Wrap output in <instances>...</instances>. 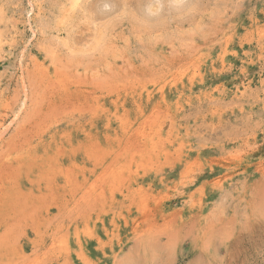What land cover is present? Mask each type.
I'll list each match as a JSON object with an SVG mask.
<instances>
[{"label": "rangeland", "instance_id": "374dc122", "mask_svg": "<svg viewBox=\"0 0 264 264\" xmlns=\"http://www.w3.org/2000/svg\"><path fill=\"white\" fill-rule=\"evenodd\" d=\"M0 264H264V0H0Z\"/></svg>", "mask_w": 264, "mask_h": 264}, {"label": "bare ground", "instance_id": "6f19581e", "mask_svg": "<svg viewBox=\"0 0 264 264\" xmlns=\"http://www.w3.org/2000/svg\"><path fill=\"white\" fill-rule=\"evenodd\" d=\"M8 168H10V166H8L7 164H4L2 166V168H0L1 171L7 170Z\"/></svg>", "mask_w": 264, "mask_h": 264}]
</instances>
